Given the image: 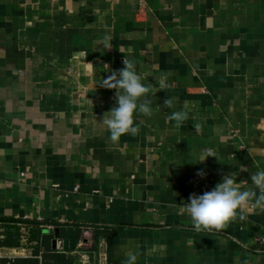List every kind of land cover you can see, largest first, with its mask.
Returning <instances> with one entry per match:
<instances>
[{
    "label": "crops",
    "instance_id": "1",
    "mask_svg": "<svg viewBox=\"0 0 264 264\" xmlns=\"http://www.w3.org/2000/svg\"><path fill=\"white\" fill-rule=\"evenodd\" d=\"M129 56L144 84L167 73L173 87L136 115L137 136L112 143L102 119L116 90L100 81ZM174 110L189 115L179 127L166 121ZM209 150L217 158L200 162ZM259 170L264 0H0V220L42 231L32 246L0 245L1 258L42 263L49 245L81 264L64 245L88 231L108 264L128 253L135 264H264V211L246 207V220L212 232L180 211L226 174L254 188Z\"/></svg>",
    "mask_w": 264,
    "mask_h": 264
},
{
    "label": "clouds",
    "instance_id": "2",
    "mask_svg": "<svg viewBox=\"0 0 264 264\" xmlns=\"http://www.w3.org/2000/svg\"><path fill=\"white\" fill-rule=\"evenodd\" d=\"M110 36H104L101 43L105 49L112 48ZM89 66H94L88 63ZM124 67L118 71H112L107 78L101 79L100 86L106 89H115L116 105L105 113L102 123L110 132L112 143H118L124 135L137 136L139 124L136 115L141 114L150 117L152 115L153 98L158 91H169L173 84L168 80L167 73L161 75L157 81L158 87L152 84H144L143 77L136 70V62L129 57L123 59ZM94 73V67H93ZM92 73V74H93ZM88 88H93L94 83H89ZM151 94L152 98H149ZM86 102L91 101L87 97ZM92 102V101H91ZM174 98L171 96L164 100V107L172 109ZM189 119L187 111L174 110L166 117V121H175L176 126H181ZM208 157L217 158L216 154L208 151ZM198 176L204 173L198 172ZM251 183L254 188L241 189L237 183L235 174L223 175L222 182L218 183L211 191L197 196L195 193L189 196V202L180 206L181 213H187L191 218L196 232H212L223 230L230 222L237 218L246 220L243 210L251 206L253 209L264 211V170L251 174ZM258 190V192H257ZM136 254L128 253L125 264H135Z\"/></svg>",
    "mask_w": 264,
    "mask_h": 264
},
{
    "label": "trees",
    "instance_id": "3",
    "mask_svg": "<svg viewBox=\"0 0 264 264\" xmlns=\"http://www.w3.org/2000/svg\"><path fill=\"white\" fill-rule=\"evenodd\" d=\"M0 221L2 222L3 227V238L0 241V245L7 247L19 246L21 243V235L17 224L20 221L16 219H2ZM40 236H42L41 230L31 229L29 240H37L38 238H40ZM72 261V257L61 252L52 250L49 245H47V251L43 256L42 263H40L39 260L36 258L8 259L0 257V264H71Z\"/></svg>",
    "mask_w": 264,
    "mask_h": 264
},
{
    "label": "built area",
    "instance_id": "4",
    "mask_svg": "<svg viewBox=\"0 0 264 264\" xmlns=\"http://www.w3.org/2000/svg\"><path fill=\"white\" fill-rule=\"evenodd\" d=\"M24 220H22L21 222H18V226H19V232L21 235V241L26 244V246H32L33 243H29V237H30V232H31V225L29 223H27V217L23 218ZM3 237V236H2ZM260 241L263 245V249H264V230H263V235L260 238ZM92 247H93V243H92V238L89 234L88 231H85L82 235V237L80 238V240L77 243V246L74 250L75 253H77L80 256V261L81 264H90V260H91V255L95 254L97 257V264H108V253H107V248L105 245L101 244L99 246V249L96 252H92ZM39 258H41V256H39Z\"/></svg>",
    "mask_w": 264,
    "mask_h": 264
},
{
    "label": "water",
    "instance_id": "5",
    "mask_svg": "<svg viewBox=\"0 0 264 264\" xmlns=\"http://www.w3.org/2000/svg\"><path fill=\"white\" fill-rule=\"evenodd\" d=\"M59 238V231L57 230L56 231V239L54 240V244H55V248H59V249H61V248H63L62 247V245H61V240L60 239H58ZM75 245H76V242H75V240L74 239H71V241H69V242H65V245H64V247L65 248H70V249H75Z\"/></svg>",
    "mask_w": 264,
    "mask_h": 264
},
{
    "label": "rangeland",
    "instance_id": "6",
    "mask_svg": "<svg viewBox=\"0 0 264 264\" xmlns=\"http://www.w3.org/2000/svg\"><path fill=\"white\" fill-rule=\"evenodd\" d=\"M19 227V226H18Z\"/></svg>",
    "mask_w": 264,
    "mask_h": 264
}]
</instances>
